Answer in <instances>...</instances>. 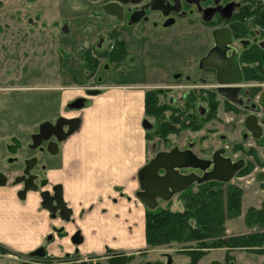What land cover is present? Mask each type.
Segmentation results:
<instances>
[{
    "label": "rangeland",
    "instance_id": "obj_1",
    "mask_svg": "<svg viewBox=\"0 0 264 264\" xmlns=\"http://www.w3.org/2000/svg\"><path fill=\"white\" fill-rule=\"evenodd\" d=\"M109 1L0 0L1 134L6 133L8 137L23 136L25 130L30 129L25 127L57 120L61 116L58 86H90V82L99 84L97 79L90 80L84 74V69L88 70L85 67L86 59L98 61L101 66L98 74L103 77L104 83L139 82L140 78L133 75L137 73L138 76L146 77L144 82H165L161 85L165 87L167 83L177 84L170 80L176 73H189L192 69L190 59L198 57L210 41V35L204 31L205 26L197 21L187 26L186 19H177L174 25L168 27L152 28L145 24L126 27L103 10ZM261 3L264 5V0ZM121 35L128 45L122 42ZM123 47L125 52L121 51ZM215 84L214 81L209 82L210 86ZM16 87L21 88L13 90ZM159 87H150L148 91H158ZM214 99L217 101L214 105L210 101L206 105L204 103L207 109L205 115L198 112L191 117H182L184 125L176 123L175 117L169 114L159 116L160 119L150 116L148 121L154 129L146 131L148 161L175 145L184 149L190 140L197 145L194 149L197 148L203 156L208 157L218 147L229 146L230 149L226 150L231 151L230 156L234 160L243 158L246 163L236 178L230 181V185L241 188L244 193L242 214L229 220L226 226L227 235L238 236L253 231L244 224L247 209L260 208L264 202L263 141L242 140L241 125L247 114L245 110H240L234 116V110L228 109L229 104L223 97ZM258 106L256 115L262 119L264 105ZM165 121L172 127V133L156 135L158 127ZM19 125L23 130L16 134ZM190 148L192 150L193 147ZM234 150L242 152L234 153ZM0 151L1 156L6 154L3 148ZM161 206L179 210L182 206L180 196H175L169 204L160 202ZM143 236L144 231H140V241ZM120 246L125 245L120 243ZM140 248L132 250L136 253L131 255V261L127 264L190 262V258L175 246L150 248L146 245ZM0 253L5 255L0 258V264L18 262L19 255H13L2 247ZM99 261L98 257L93 256L92 264ZM55 263V259L51 260V264ZM198 264H264V253L215 249Z\"/></svg>",
    "mask_w": 264,
    "mask_h": 264
},
{
    "label": "crops",
    "instance_id": "obj_2",
    "mask_svg": "<svg viewBox=\"0 0 264 264\" xmlns=\"http://www.w3.org/2000/svg\"><path fill=\"white\" fill-rule=\"evenodd\" d=\"M122 42L127 44L125 39ZM133 75L140 81L58 86L59 115L77 118L79 124L58 145V153L45 157V189L61 186L72 215L64 220L51 214L32 191L20 197L19 185L0 186V247L13 255H25L44 245L52 234L46 246L48 255L62 256L75 250L71 237L77 231L83 237L78 247L83 255L104 254L107 244L126 251L147 245V208L136 197L139 172L149 162L146 96L150 87L165 82L150 84L144 82L146 77ZM91 91L97 94L90 95ZM78 101L84 104L66 109ZM54 229L64 234L58 236ZM140 231H144L142 241Z\"/></svg>",
    "mask_w": 264,
    "mask_h": 264
},
{
    "label": "flooded vegetation",
    "instance_id": "obj_3",
    "mask_svg": "<svg viewBox=\"0 0 264 264\" xmlns=\"http://www.w3.org/2000/svg\"><path fill=\"white\" fill-rule=\"evenodd\" d=\"M196 2H189L188 0H166L163 1V5L167 7H171L170 14L166 17L164 13L153 10L151 8V3L147 0L140 1L138 4H132L134 1L129 0V4L124 6V18L120 20V24H124V26L131 28L133 25L138 24H145L150 25L153 28L166 26L168 21L171 19L174 21L170 26L174 25L177 19H186L187 26H192L197 22H200L203 26H205V30L210 35V41L206 48H204L203 52L198 54V57L190 59V66L192 69L186 75L182 73H176L171 80L177 82L176 85H172L167 83L165 87H159L160 92L165 94V99L167 103V109L165 114H169V116L179 115L182 116H193L196 113H200L201 115H205L207 112L206 104L204 105L205 99H211L213 97H223L218 92V83H217V72L213 68H201L202 59L209 57L213 53L219 54L221 57L230 58L234 52L239 54V65L243 73L244 83L241 86V90L238 93V100L239 102H233L225 97L224 100L229 104L228 109L233 111L232 115H238L240 110L244 109L247 113L244 116V120L242 122V133L241 137L242 140L248 141H263V154H264V117L262 119L256 115V112L259 110V106L264 105L262 101V95L264 94V75H260L256 77L252 75V71L254 72H262L264 73V59H254L252 57L251 50H259V48H264V29H260L258 27L253 28L252 26V17L242 19L239 18V13L241 12L240 9L245 8L249 5L254 4H263L261 0H191ZM111 2V1H109ZM176 2V3H175ZM217 2V3H216ZM237 3V6L232 14V17L228 20L224 19L219 12H216L213 16L208 17L209 19L206 20L204 10L206 8H216L218 5L225 6L229 3ZM179 9L175 11L173 9ZM144 11V16L134 24L130 23L131 15L134 12ZM115 18V17H114ZM116 19V18H115ZM238 26V30H235V27ZM229 28L232 35V43L227 46L226 51H222L218 49L215 44L213 34L217 29L220 28ZM164 28V27H163ZM237 28V27H236ZM239 34L242 36L239 37ZM122 36V35H121ZM123 40V38H122ZM254 50V51H256ZM87 67V62L85 63ZM99 63L92 65V68H88L87 76L89 79H97V83H102L103 77L99 75L100 72V65ZM255 74V73H254ZM182 81V83H181ZM210 81H214L215 85H209ZM91 85L95 84L96 82H90ZM158 94V95H159ZM258 102V103H257ZM79 103H70L66 109L75 108ZM236 111V112H235ZM8 112L5 110V115ZM250 115H254L257 118V124L261 128V135L259 137H255V135L246 127L245 121L247 117ZM59 116L58 118H60ZM63 117V116H62ZM57 118V119H58ZM55 121H49L53 124L56 123ZM41 124L37 125H30L25 128H30L26 131V134L23 136H13L8 137L6 133L1 134L0 132V148H3L6 152L5 155L1 156L2 151H0V174H2L6 181V185H19L21 192H24L25 185L26 186H34L37 185L40 189L42 187L46 188L48 185V178L46 175V163L44 161L45 157L52 156L47 150L46 142H42L41 144H37L34 139L33 135L39 133V127ZM66 131L68 130L67 126L64 128ZM23 127L19 125L16 130V134L21 133ZM8 131V130H7ZM5 132V131H4ZM9 138V140H7ZM51 140H56L54 137ZM193 147L192 150L190 147ZM197 145L194 141L190 140L187 143L186 148H179L178 146L172 147L169 151L177 148L179 151L185 154L186 159L189 162L183 164L182 168L179 169V172L184 175H196L198 177H204L205 173H210L213 169V160L215 153H218L219 157L224 159H229L235 165H238L239 168L236 169V175L243 170L246 166L245 160L243 158H239L234 160L230 153L231 151H227L230 149L229 146L225 147H218L216 150L212 152L211 157L203 156L201 152L197 151V148L194 149ZM233 148V147H232ZM59 149V148H58ZM59 151V150H58ZM234 153L242 152L238 150H234ZM58 153V152H57ZM156 156V155H155ZM154 156V157H155ZM153 157V158H154ZM209 162V163H208ZM199 164L194 166L193 164ZM207 164L210 166L207 169ZM1 178V176H0ZM233 178V179H234ZM232 179V180H233ZM194 185H197L195 183ZM192 185L190 188H194ZM39 189V190H40ZM27 195V194H26ZM26 195L23 197L25 198ZM20 196V195H19ZM162 202V201H159ZM72 214H70L68 220L70 219ZM54 232L58 236H62L64 234V230L62 229H54ZM80 232V231H77ZM76 232V233H77ZM81 233V232H80ZM53 235L47 237L45 244L42 245L46 248L49 242L52 240ZM72 239V237H71ZM83 243V242H82ZM81 243V244H82ZM71 244L75 247V250L71 253H64L62 256H49L47 251V256L43 260H30L27 259L25 255H19L18 262L13 264H22L24 262L29 263H45L51 264V260L56 261L55 264H92L93 256L98 257L100 259L99 262L95 264H111V260L116 254L117 256L121 253L126 254L128 256L126 264L131 261V255L135 254L134 251H126L122 249H112L108 246L105 248L104 254H96V255H83L79 250V245H74L71 241ZM110 248V249H109ZM47 250V248H46ZM4 253H0V258L5 257ZM8 255V254H7ZM6 259V258H5ZM46 261V262H41ZM91 262V263H90Z\"/></svg>",
    "mask_w": 264,
    "mask_h": 264
},
{
    "label": "water",
    "instance_id": "obj_4",
    "mask_svg": "<svg viewBox=\"0 0 264 264\" xmlns=\"http://www.w3.org/2000/svg\"><path fill=\"white\" fill-rule=\"evenodd\" d=\"M134 3L138 4L143 0H132ZM151 3V8L153 10L160 11L164 13L167 17L170 14L171 7L164 6L162 3L166 0H147ZM174 1V0H173ZM196 2V1H191ZM219 0H217L218 2ZM216 2V3H217ZM176 3V2H175ZM129 4V0H111L103 6V10L106 14L115 17L118 21L124 18V6ZM237 6V3H229L225 6L218 5L216 8H206L204 10L205 19L213 16L216 12H219L221 16L228 20L232 17V14ZM178 11L175 7L173 9ZM144 11H136L131 15L130 23H137L143 16ZM174 21H168L166 26H170ZM214 41L218 49L222 51L227 50V46L232 43V35L229 28L217 29L214 34ZM213 68L217 72V83L218 92L225 98L233 101L239 102L238 93L241 90V86L244 83L243 73L239 65V54L234 52L230 58L221 57L217 53L211 54L209 57L202 59L201 68ZM90 95L97 94L96 91L89 92ZM262 101L264 102V94L262 95ZM84 104L79 101L76 107H81ZM79 120L67 119L60 117L57 119L56 123L46 121L42 123L39 127V133L33 135V139L37 144L46 142L47 150L51 154H56L58 152L59 144L63 142L70 134H72L78 127ZM246 127L255 135L259 137L261 135V128L257 124V118L254 115L247 117L245 121ZM145 128L149 129L152 127L149 121H146ZM67 126L68 130L64 128ZM54 137L56 140H51ZM215 153L213 160V169L210 173H205L204 177H198L196 175H184L179 172L189 160L186 159L184 153L179 151L177 148L171 151H163L156 154L139 172V183L140 190L137 192V199L146 206L148 209H156L160 202L171 201L176 194L181 193L189 189L195 183H201L207 180H215L222 183L230 182L236 173V169L239 168L238 165L232 163L229 159H224ZM187 160V161H186ZM187 162V163H188ZM209 163V162H208ZM194 166H201L200 163L193 164ZM210 165L207 164V169ZM0 186L5 184V177L0 174ZM40 188L37 185L26 186L25 191L21 192L20 197H24L28 192H34L39 194L40 205L45 210L49 211L51 214H58L61 219L68 220L72 210L67 208L62 195V187L55 186L51 190ZM74 245H79L83 242V237L80 232L75 233L71 239ZM47 256V250L44 246L38 247L36 250L26 254L27 259L30 260H43ZM128 256L121 253L120 255H114L111 260V264H126ZM171 262L169 261V264ZM22 264H30L29 262H24ZM85 264V263H81Z\"/></svg>",
    "mask_w": 264,
    "mask_h": 264
},
{
    "label": "trees",
    "instance_id": "obj_5",
    "mask_svg": "<svg viewBox=\"0 0 264 264\" xmlns=\"http://www.w3.org/2000/svg\"><path fill=\"white\" fill-rule=\"evenodd\" d=\"M239 18L252 17L253 28L264 29V5L252 4L240 9ZM237 27V28H236ZM235 27L236 31L238 26ZM242 36L239 34V37ZM122 48V52H125ZM256 50V49H254ZM251 50L254 59H264V48ZM87 67L98 63L97 60L86 59ZM259 77L262 72H251ZM255 73V74H254ZM160 90L148 91L146 96V114L160 119L167 109L165 94ZM159 94V95H158ZM215 97L205 99L214 105ZM165 100V101H164ZM167 105V106H166ZM176 123L185 124L182 114L172 115ZM191 117V116H187ZM152 125V124H151ZM165 121L158 127L156 135L171 134L172 127ZM153 125L146 131L151 132ZM151 130V131H150ZM243 190L228 183L207 180L194 185L175 196H180L181 208L160 207L146 210L145 236L150 248L175 246L178 251L190 258L188 264H198L211 250L225 249L228 252L236 249L264 253V202L260 208L250 207L244 215V224L253 231L238 236L227 235V222L242 214ZM172 201V200H171ZM164 202V201H163ZM167 204L170 201L165 202Z\"/></svg>",
    "mask_w": 264,
    "mask_h": 264
}]
</instances>
